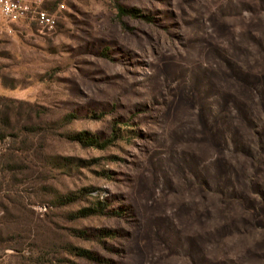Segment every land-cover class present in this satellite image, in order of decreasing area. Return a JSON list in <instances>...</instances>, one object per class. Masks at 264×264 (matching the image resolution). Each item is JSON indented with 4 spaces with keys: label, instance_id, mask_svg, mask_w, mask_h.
I'll return each instance as SVG.
<instances>
[{
    "label": "rangeland",
    "instance_id": "rangeland-1",
    "mask_svg": "<svg viewBox=\"0 0 264 264\" xmlns=\"http://www.w3.org/2000/svg\"><path fill=\"white\" fill-rule=\"evenodd\" d=\"M36 2L53 28L0 31L6 133L28 140L23 173H0L24 231L0 263L264 264V0ZM96 201L103 215L68 218Z\"/></svg>",
    "mask_w": 264,
    "mask_h": 264
},
{
    "label": "trees",
    "instance_id": "trees-1",
    "mask_svg": "<svg viewBox=\"0 0 264 264\" xmlns=\"http://www.w3.org/2000/svg\"><path fill=\"white\" fill-rule=\"evenodd\" d=\"M117 9L120 17L124 16H132L137 17L139 12L135 9L126 10L121 5L117 4ZM144 19H147L145 17H142ZM13 103L12 101L0 96V145L2 141H6L4 144V147H0V173H11L12 176H16L17 174L23 173V168L25 166V161L22 159V155L24 151H21V149H15V146L17 143H20L22 146H25L27 144L28 140H25L23 142L20 141V133H6L7 130L11 128V118L7 115V112L9 110V105ZM27 107L31 109L32 112H34L36 115L39 116L44 112V109L37 107V106H31L26 104ZM5 111V112H4ZM43 111V112H42ZM75 120L74 115H66L63 118V125L67 126L71 124ZM116 128V127H115ZM35 130L33 127L25 128L23 129L22 135L24 138L28 139L32 134H34ZM113 137L107 140L106 142L100 143L96 138H90L85 137V134H76V136H73V139H77L80 142L85 143L89 146H96L101 149H105L108 146H110L116 139L115 132L113 133ZM81 137V138H80ZM53 161L51 162L52 165L58 166L59 168H67L69 169L70 166H72L71 160L66 159L62 160L63 164L61 165L60 162H58L59 158H53ZM1 187V186H0ZM3 191V190H2ZM87 191V193L85 192ZM4 192V191H3ZM86 195H90L89 190H81L79 197L80 199H77V197H73L72 194H68L64 197H58V199L51 203L54 206H65L72 201H80L82 198L84 199ZM3 199L7 200L9 204L14 205V207L19 211H24L25 208L22 203H17L10 197L3 196ZM11 200V201H10ZM105 207L103 204H101L99 201H96L95 203L91 204L90 208H83L80 211H77L73 216H68V218L72 220H79L84 218H89L92 216H98L104 214ZM0 212H2V216H0V250H15L18 246V240L21 239V233H24L22 230V227L19 222L9 217V207L4 205L2 202V199L0 200ZM109 216H117L118 213L116 211H110L108 212ZM11 224H16V228L14 230L8 228L7 226ZM82 236H86L84 233H79ZM108 236H112V233L110 231L107 232ZM5 236V237H4ZM74 252V251H73ZM76 254H78L81 258H86L89 260H95V258L90 255L88 252H85L83 250H76ZM3 264V263H0Z\"/></svg>",
    "mask_w": 264,
    "mask_h": 264
},
{
    "label": "built area",
    "instance_id": "built-area-1",
    "mask_svg": "<svg viewBox=\"0 0 264 264\" xmlns=\"http://www.w3.org/2000/svg\"><path fill=\"white\" fill-rule=\"evenodd\" d=\"M31 18L50 28L55 26L52 16L38 10L36 0H0V31L11 32L14 26Z\"/></svg>",
    "mask_w": 264,
    "mask_h": 264
}]
</instances>
